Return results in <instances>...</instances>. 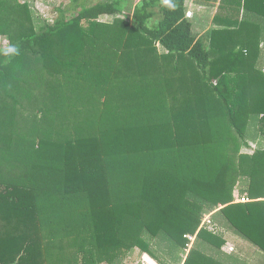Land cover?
Wrapping results in <instances>:
<instances>
[{"label": "trees", "instance_id": "1", "mask_svg": "<svg viewBox=\"0 0 264 264\" xmlns=\"http://www.w3.org/2000/svg\"><path fill=\"white\" fill-rule=\"evenodd\" d=\"M128 2L69 0L37 32L0 0V264L157 260L154 241L181 264L195 234L182 264L264 254V149L241 152L264 140V0H219L200 37L185 0Z\"/></svg>", "mask_w": 264, "mask_h": 264}, {"label": "rangeland", "instance_id": "2", "mask_svg": "<svg viewBox=\"0 0 264 264\" xmlns=\"http://www.w3.org/2000/svg\"><path fill=\"white\" fill-rule=\"evenodd\" d=\"M21 1H26L28 3L32 18H33V24L37 32L41 31L44 28L45 24H52L53 21H55V19L59 15L57 11L59 7L65 8L69 4V0H21ZM96 1L97 0H89V5H93L94 3H96ZM138 1L139 0H129V2L126 4V7L124 9V15H123L124 17L131 15L133 6ZM68 16H72V15L68 14ZM120 18H123V17H120ZM158 18L159 16L157 15L152 20H149L148 25L149 26L154 25L153 22H156ZM100 20L103 22L111 23L113 19L111 17H102ZM7 43L8 41L6 40V38H3V37L0 38L1 47L6 46ZM157 48H158L159 53L162 52V48H160L159 46ZM210 219H211V216H210ZM206 228H209L211 231L215 233H219V234L224 233L223 228L218 225H215L213 221H212V226L206 227ZM234 245L235 246L226 244L225 246H223L222 248L223 257L225 255L229 257H233L243 264H264V254L263 253L255 252L254 255L253 254L249 255V253H245L244 250H241L240 248H238V245L236 243H234ZM153 248L155 249V252L158 256L157 260L150 258L149 256L145 254L139 253L138 250H133L120 258L121 260L120 264H161L159 262L161 260L160 258H164V260L170 263V260L167 256V251L165 249L166 247L162 242L154 241ZM183 253L184 255H182L183 256L182 262L184 261L187 255V253L185 252V249ZM45 257L47 258V260H49L50 258L48 253L47 255H45ZM98 264H101V263H98ZM104 264H109V263H104Z\"/></svg>", "mask_w": 264, "mask_h": 264}, {"label": "crops", "instance_id": "3", "mask_svg": "<svg viewBox=\"0 0 264 264\" xmlns=\"http://www.w3.org/2000/svg\"><path fill=\"white\" fill-rule=\"evenodd\" d=\"M218 6H219V0L213 4L206 3V1L202 3H198L196 0H185V10L187 11V14L189 13L188 17H189V22L191 24V30L195 35L200 37L206 32H209L213 29L224 28L223 26H218L213 24V19L218 11ZM230 16L234 20L241 18V16L239 17L237 16L236 12H233L232 14H230ZM252 16L254 15L252 14ZM256 17L258 18V16ZM158 46L162 48L160 45ZM261 48L262 46L260 45L259 49ZM160 53H165L163 48H162V52ZM263 73H264V69H263ZM256 149H264V140L252 141L248 139L246 141V145L242 147L241 152L250 154L252 153V151ZM234 196L237 197V191L235 192ZM236 201L238 202V200Z\"/></svg>", "mask_w": 264, "mask_h": 264}, {"label": "built area", "instance_id": "4", "mask_svg": "<svg viewBox=\"0 0 264 264\" xmlns=\"http://www.w3.org/2000/svg\"><path fill=\"white\" fill-rule=\"evenodd\" d=\"M188 15H189V13L187 14V16ZM211 215L212 214H209V215H205L203 217L199 229L202 227H211L212 226V220L210 219ZM184 238L187 240V243L185 245V252L188 254L189 250L191 249V247L195 241L196 234L195 235H184Z\"/></svg>", "mask_w": 264, "mask_h": 264}, {"label": "clouds", "instance_id": "5", "mask_svg": "<svg viewBox=\"0 0 264 264\" xmlns=\"http://www.w3.org/2000/svg\"><path fill=\"white\" fill-rule=\"evenodd\" d=\"M163 2L165 3V4H168L169 3V0H163ZM16 51V49H13V48H9L8 49V52H15Z\"/></svg>", "mask_w": 264, "mask_h": 264}]
</instances>
